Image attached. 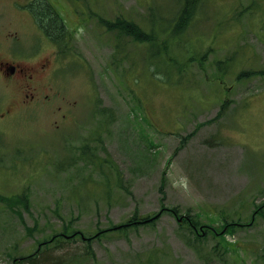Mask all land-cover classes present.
<instances>
[{
	"label": "rangeland",
	"instance_id": "1",
	"mask_svg": "<svg viewBox=\"0 0 264 264\" xmlns=\"http://www.w3.org/2000/svg\"><path fill=\"white\" fill-rule=\"evenodd\" d=\"M17 1L19 57L60 56L51 101L0 120V264H264V0L156 33L180 0Z\"/></svg>",
	"mask_w": 264,
	"mask_h": 264
},
{
	"label": "flooded vegetation",
	"instance_id": "2",
	"mask_svg": "<svg viewBox=\"0 0 264 264\" xmlns=\"http://www.w3.org/2000/svg\"><path fill=\"white\" fill-rule=\"evenodd\" d=\"M3 24L0 21V120L8 118L18 106L20 109H31L43 102H50L49 93L44 89L52 90L56 78L51 54H28V58L33 62L19 57L21 51L18 52L10 46L12 33L3 32ZM4 46L8 50L7 53L3 52ZM6 91L11 93L7 99L4 95Z\"/></svg>",
	"mask_w": 264,
	"mask_h": 264
},
{
	"label": "trees",
	"instance_id": "3",
	"mask_svg": "<svg viewBox=\"0 0 264 264\" xmlns=\"http://www.w3.org/2000/svg\"><path fill=\"white\" fill-rule=\"evenodd\" d=\"M182 5L184 6V9L182 10H176L175 13L172 15V17L170 18V24L164 25L162 22V17L157 16L153 13V25H152V30L153 33H156V29L158 27L163 29V32H166L168 28L172 29V28H177L180 24V22H182L183 20H187L189 17H191V15L194 13L190 10V7L193 6H197L199 4H206L208 1L210 0H180ZM40 7V9L38 11H34V14L36 16V18L38 19L39 23L42 25V27L47 30L46 33L51 35V36H58V35H54L53 34V30L57 29L60 27L61 25V19L58 17V15L56 13H58L56 7L53 4H43V5H38ZM35 10V9H34ZM196 15V13H195ZM44 22L42 21L43 18ZM44 29V30H45ZM60 29V28H59ZM155 34H152V36ZM257 71L253 70V69H248V70H242L240 71V73L237 75V77L243 78V77H248V76H252L254 74H256ZM85 148V152L87 156H90L91 151L89 149V147L87 145L84 146ZM109 184L111 185L110 181ZM186 217H184L185 219ZM183 219V221H184ZM192 228L194 229V231L197 230V226L195 225V223H189ZM228 227H230V225H228ZM76 233H74L72 236H74ZM55 264H60L59 262L55 263Z\"/></svg>",
	"mask_w": 264,
	"mask_h": 264
}]
</instances>
